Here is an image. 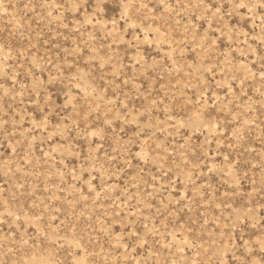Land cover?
Listing matches in <instances>:
<instances>
[{
	"label": "rangeland",
	"instance_id": "rangeland-1",
	"mask_svg": "<svg viewBox=\"0 0 264 264\" xmlns=\"http://www.w3.org/2000/svg\"><path fill=\"white\" fill-rule=\"evenodd\" d=\"M0 264H264V0H0Z\"/></svg>",
	"mask_w": 264,
	"mask_h": 264
}]
</instances>
